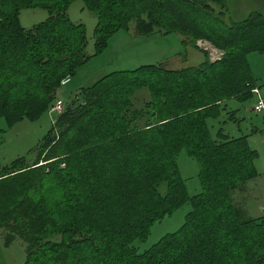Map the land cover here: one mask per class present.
<instances>
[{
    "label": "trees",
    "instance_id": "obj_1",
    "mask_svg": "<svg viewBox=\"0 0 264 264\" xmlns=\"http://www.w3.org/2000/svg\"><path fill=\"white\" fill-rule=\"evenodd\" d=\"M74 1L0 0V118L10 126L48 112L63 82L120 30L181 34L205 59L104 75L82 88V101H67L34 162L20 156L0 168V228L26 243L23 264H264V215L248 216L233 198L258 176V150L248 135L220 127L214 136L208 122L228 100L256 96L249 55L264 54V13L234 19L225 0H83L97 18L89 53L85 24L68 12ZM39 7L48 17L25 27L21 11ZM139 92L148 95L140 106ZM183 150L198 164L193 195ZM188 203L177 230L138 250L157 221Z\"/></svg>",
    "mask_w": 264,
    "mask_h": 264
},
{
    "label": "rangeland",
    "instance_id": "obj_2",
    "mask_svg": "<svg viewBox=\"0 0 264 264\" xmlns=\"http://www.w3.org/2000/svg\"><path fill=\"white\" fill-rule=\"evenodd\" d=\"M225 1L234 19H241L252 11L264 13V0ZM68 12L72 19L85 24L88 32L86 50L93 53L96 16L84 7L83 0L74 1ZM47 17L48 11L40 7L26 8L21 11L22 24L27 28H32ZM183 38L181 34L177 33L169 35L156 33L145 36L135 35L132 28L120 30L111 38L108 47L88 59L74 76L67 79L66 83L63 82V85L71 80L70 85L81 86L83 83V88L95 83L110 72L132 70L142 65L157 64L162 61H165L166 67L172 69L198 65L205 59L203 52L191 44L183 43ZM197 45L202 49L207 48L211 59L222 56L221 50L208 40L200 39L197 41ZM167 59L168 61H166ZM249 61L258 87L264 95V54L251 53ZM82 88L77 89L71 96L70 94L62 95L65 97L62 99L68 103L72 97L76 96L78 101H82L84 96ZM136 96V105L138 106L143 104L145 98L148 97L142 92ZM256 99L254 97L247 102H240L232 98L227 101V109L222 116L219 119L211 118L208 122L214 136L220 127L224 128L225 133L234 137L248 135L252 131L251 129L256 127L257 130L254 132L251 146L258 149L259 162H264V113L250 109L255 104ZM231 110L236 111L234 116L231 115ZM51 124L53 123L49 110L37 120L24 119L13 126H10L4 118H0V168L20 156H26L29 162H34L38 156L42 139ZM178 161L182 176L187 180L190 194L193 195L201 191L198 164L195 159L183 150ZM190 209L191 205L188 203L172 215L157 221L146 240L135 242L138 250L142 252L148 249L166 233L177 230L184 223L185 215ZM9 234L10 231L7 228H0V264H23L26 258V243L17 234L14 235L13 239L8 236Z\"/></svg>",
    "mask_w": 264,
    "mask_h": 264
},
{
    "label": "crops",
    "instance_id": "obj_3",
    "mask_svg": "<svg viewBox=\"0 0 264 264\" xmlns=\"http://www.w3.org/2000/svg\"><path fill=\"white\" fill-rule=\"evenodd\" d=\"M166 61H168V59ZM162 62H165V61H162ZM162 62H160V63H162ZM70 81L67 84L62 85L58 89V91H57L58 97L60 96L62 98L63 97L62 95H67V94H70V96H71L73 94V92H75L79 88H82V86H83L82 85L83 83L81 84V86H77L74 84L70 85ZM91 84H93V83H91ZM254 97H256V96H254ZM63 98H65V97H63ZM256 101H257V99H256ZM253 107H254V105H253ZM253 107L250 109H253ZM233 111H234L233 114H236V111L235 110H233ZM251 130L252 131L250 133H248V138H249L250 144H252V139L255 135L254 132L257 130V128L253 127V129H251ZM255 149H257V148H255ZM256 166H257V169L259 172L258 176L254 179L249 180L247 183L239 186L238 188H236L233 191V198L235 200V203L238 206H240L244 210V212L250 217H260V216L264 215V162H259V157L256 159ZM246 208H247V210H246ZM259 253L264 256V248H261L259 250Z\"/></svg>",
    "mask_w": 264,
    "mask_h": 264
},
{
    "label": "built area",
    "instance_id": "obj_4",
    "mask_svg": "<svg viewBox=\"0 0 264 264\" xmlns=\"http://www.w3.org/2000/svg\"><path fill=\"white\" fill-rule=\"evenodd\" d=\"M221 53L223 54L222 51H221ZM219 58H221V56H219L217 58H214L212 60H216V59H219ZM252 92L257 97V101L254 104L253 109L256 112H263L264 113V95L262 94L261 89L259 87H254V88H252ZM66 105H67V103H66L65 100H63V99H57L54 102V104L50 107L49 114H50V117H51V121L53 123H55V121H56V116L58 114L62 113L65 110ZM63 165H65V164H63Z\"/></svg>",
    "mask_w": 264,
    "mask_h": 264
}]
</instances>
